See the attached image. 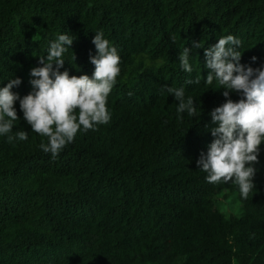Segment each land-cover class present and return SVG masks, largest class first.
Masks as SVG:
<instances>
[{
    "label": "trees",
    "instance_id": "obj_1",
    "mask_svg": "<svg viewBox=\"0 0 264 264\" xmlns=\"http://www.w3.org/2000/svg\"><path fill=\"white\" fill-rule=\"evenodd\" d=\"M98 31L120 57L110 121L81 126L53 158L17 100L9 135L28 139L0 135V264H264V143L247 199L235 183H208L196 163L214 139L209 113L225 102L221 86L204 81V49L233 35L242 65H264V0H0V88L18 77L11 91L31 93L17 67L42 66L60 34L75 39L59 70L91 78ZM185 47L191 73L178 59ZM137 53L159 63L132 70ZM168 87L185 89L196 116L178 117ZM222 189L236 192L240 215L216 208Z\"/></svg>",
    "mask_w": 264,
    "mask_h": 264
},
{
    "label": "clouds",
    "instance_id": "obj_2",
    "mask_svg": "<svg viewBox=\"0 0 264 264\" xmlns=\"http://www.w3.org/2000/svg\"><path fill=\"white\" fill-rule=\"evenodd\" d=\"M75 37L60 34L50 43L46 57L39 58L42 66L30 70L29 81L33 91L20 98L11 89L21 84L20 78L10 79L0 88V135L7 137V142L25 141L28 133L18 131L15 136L9 135L13 122L18 120L15 102L31 130L47 138L41 142L40 149L51 153L55 158L59 152L73 142L78 131L96 130V126L107 124L110 113L107 98L120 74V57L117 49L98 31L92 43L96 55L89 56L94 65L92 77L70 76L68 71L59 69L64 65L63 54L73 44ZM241 41L233 35L220 38L217 43L204 49L205 68L208 75L204 79L207 85L217 82L223 89L221 94L225 102L215 107L209 115L216 127L210 129L214 138L208 146L207 153H201L196 161L197 166L208 175L210 184L232 182L238 186L242 199H247L255 188L253 178L257 169L260 145L264 143V65L259 68L242 65V53L238 50ZM195 48L202 47L195 43ZM191 49L185 47L179 55L183 71L191 73L189 63ZM73 58L75 59L74 55ZM251 60L255 62L256 57ZM200 76L187 80V84H199ZM177 104V114L187 113L194 117L197 114L194 99L185 97L183 87H168ZM230 93L242 98L233 102ZM78 109V116L75 110Z\"/></svg>",
    "mask_w": 264,
    "mask_h": 264
},
{
    "label": "rangeland",
    "instance_id": "obj_3",
    "mask_svg": "<svg viewBox=\"0 0 264 264\" xmlns=\"http://www.w3.org/2000/svg\"><path fill=\"white\" fill-rule=\"evenodd\" d=\"M157 64L159 63V60H150L148 59L143 53H137L135 55H133L132 60L130 62V67L132 70H139L141 69L143 66L145 65H149V64ZM34 65H27L24 67L18 66L17 68L21 71V73L23 74L24 78L27 80L29 86H31V84L29 83V81L31 79H33L30 76V70L32 68H34ZM32 87V86H31ZM214 202L216 205V208L225 216L228 217L229 215H240L241 211H242V207H241V202L237 199L236 197V192L234 191H230L227 189H222L218 192H216L214 195ZM182 261V257L178 256L176 257V261L175 264H180ZM236 264V263H234Z\"/></svg>",
    "mask_w": 264,
    "mask_h": 264
}]
</instances>
